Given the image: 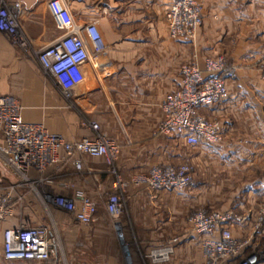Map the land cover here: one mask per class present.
<instances>
[{"label":"crops","instance_id":"0c3cea01","mask_svg":"<svg viewBox=\"0 0 264 264\" xmlns=\"http://www.w3.org/2000/svg\"><path fill=\"white\" fill-rule=\"evenodd\" d=\"M173 1L61 0L76 26L95 23L105 45L98 66L83 65L84 79L71 102L42 75L31 53L24 54L0 32V95L19 101L24 122L68 141L91 137L89 123L94 122L118 146L113 173L104 157L79 154L80 170L70 164L43 174L41 192L84 194L98 206L116 176L125 183L126 213L119 231L105 211L87 228L50 206L71 264H154L146 253L173 238L169 261L158 264H204L200 237L188 220L200 206L229 214L225 227L232 237L248 239V249L260 255L257 264H264V80L257 69L264 58V0H195L203 6L202 27L192 43L168 35L165 12ZM47 2L0 0V7H16L18 30L34 48L62 35ZM194 56L200 67L209 56H222L234 67L226 98L198 110L215 124L219 140L213 145L190 146L157 132L161 103ZM182 163L192 167L186 188L157 192L135 182L153 166ZM14 184L12 174L0 167V197L11 196V214L0 223V256L4 229L48 226L50 218L32 191L12 190Z\"/></svg>","mask_w":264,"mask_h":264},{"label":"built area","instance_id":"2783aa9c","mask_svg":"<svg viewBox=\"0 0 264 264\" xmlns=\"http://www.w3.org/2000/svg\"><path fill=\"white\" fill-rule=\"evenodd\" d=\"M48 10L56 28L62 32L52 43L41 48L32 47L18 30L16 7H0V32L24 54H32L41 71L51 78L64 100L71 102L75 91L84 79L82 67L92 61L100 63L97 56L105 49L101 34L95 23L82 27L70 19L61 0H48ZM168 35L192 43L202 25V10L195 0H174L165 12ZM85 34L86 39L83 38ZM91 48V51H90ZM259 72L264 80V58ZM177 87L161 103L162 119L157 132L177 137L190 146L204 143L213 145L219 140L214 122L198 110L223 101L227 96V80L234 74V67L227 66L222 56L205 57L202 67L194 56L179 71ZM22 106L13 96L0 95V167L15 178L14 188L32 191L40 203L55 206L71 214L82 225L88 226L96 220L97 204L84 194L75 196L59 193H43L39 185L45 182L43 174L48 168L60 169L73 165L78 171L82 165L77 155L104 157L113 173L118 146L102 133L98 125L89 123L91 137L68 141L62 136L48 132L42 125L26 123L21 119ZM62 153L63 155H60ZM35 174V175H33ZM138 185L152 191H172L186 188L191 182V165H160L151 167L135 179ZM125 183L116 176L112 191L108 195L105 210L113 220L117 231L121 228L122 194ZM263 215H264V209ZM11 214L9 192L0 197V223ZM229 214L197 211L190 217L193 232L200 237V248L205 264H257L260 255L254 251L245 253L248 239L232 237L225 227ZM177 238L151 249L147 258L152 263L169 261ZM55 227L19 225L2 232L1 259L5 262L50 261L59 250Z\"/></svg>","mask_w":264,"mask_h":264},{"label":"rangeland","instance_id":"374dc122","mask_svg":"<svg viewBox=\"0 0 264 264\" xmlns=\"http://www.w3.org/2000/svg\"><path fill=\"white\" fill-rule=\"evenodd\" d=\"M201 6V10L203 12V6ZM202 27V25H201ZM201 29V28H199ZM198 33V32H197ZM257 69L259 71V65H257ZM260 73V72H259ZM42 75L45 77V78H48V76H46L43 72H42ZM261 77V76H260ZM190 165V164H189ZM191 175H192V167H191ZM190 184V183H189ZM41 186L42 185H39V190L41 189ZM48 193V192H47ZM111 193V192H110ZM108 193L107 195H105V197H103V205H97V214L100 212V211H105V203H106V200H107V197L108 195L110 194ZM40 210L42 211L43 208H45L43 206V208L41 206H39ZM46 212L47 214H49V219H47V224L48 226L52 225L55 227V230H56V236L58 238V248L59 250L57 251L56 255L48 262H45V263H36V262H30V263H24V262H13V263H5L1 260V256H0V264H71V253L68 252L66 249H67V241H65L63 238V235L61 234V231L59 230L58 226L56 225V222H55V219L53 218V216H51V209H50V206H46ZM203 211L204 213H209L210 211L207 212V209L203 206H200V207H196L194 208L189 214H188V220L190 219V217L193 215V213L197 212V211ZM214 211V210H213ZM107 213V212H106ZM125 213H126V208H125V200L124 198H122V215H121V221L123 222L124 221V216H125ZM107 218L109 220V223H111V226L113 227V220L111 219V217L107 214ZM93 223L86 226L87 228H92L93 227ZM241 240V239H240ZM80 242H83V241H80ZM128 246L131 247V243L130 242H127ZM1 247V245H0ZM154 249V248H152ZM253 250H250L248 249V247L245 248V253H249V252H252ZM149 252V251H148ZM147 252V253H148ZM254 252H258V251H254ZM147 253H146V257H147ZM143 254V252H142ZM148 261H150V259L146 258ZM204 259V258H203ZM154 264H158V263H154ZM204 264H205V261H204Z\"/></svg>","mask_w":264,"mask_h":264},{"label":"trees","instance_id":"16d2710c","mask_svg":"<svg viewBox=\"0 0 264 264\" xmlns=\"http://www.w3.org/2000/svg\"><path fill=\"white\" fill-rule=\"evenodd\" d=\"M26 263H29V262H26Z\"/></svg>","mask_w":264,"mask_h":264}]
</instances>
